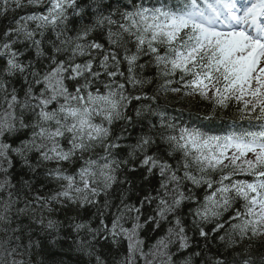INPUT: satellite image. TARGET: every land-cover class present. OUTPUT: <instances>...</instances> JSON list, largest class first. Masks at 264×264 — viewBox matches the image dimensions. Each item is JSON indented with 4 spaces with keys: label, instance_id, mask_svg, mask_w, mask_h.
Returning <instances> with one entry per match:
<instances>
[{
    "label": "snow or ice",
    "instance_id": "6c2138e0",
    "mask_svg": "<svg viewBox=\"0 0 264 264\" xmlns=\"http://www.w3.org/2000/svg\"><path fill=\"white\" fill-rule=\"evenodd\" d=\"M3 19L0 264L58 242L79 264H264V0H0ZM169 94L249 128L178 124Z\"/></svg>",
    "mask_w": 264,
    "mask_h": 264
},
{
    "label": "trees",
    "instance_id": "16d2710c",
    "mask_svg": "<svg viewBox=\"0 0 264 264\" xmlns=\"http://www.w3.org/2000/svg\"><path fill=\"white\" fill-rule=\"evenodd\" d=\"M32 11H39V9H24V10H17L15 13H10L9 18L11 16H20V15H26ZM0 23H7L6 19L0 20ZM150 74V73H149ZM148 91H151V88L146 89ZM166 101L162 98L161 103H165ZM167 103H168V113L169 115L176 117V122L178 124L182 123V119L190 118L193 120H196L200 123H203L205 126L215 127V131H224L225 129L229 127H234L235 124H248L247 121L241 120L239 118V113L233 104L231 107L227 109H219L217 108L213 112V106L212 103L208 100H201L199 96H190V97H183L182 94H169L167 97ZM135 106V102H134ZM205 117H209V119H205ZM155 119V118H153ZM141 129L139 127H136L135 129H130L131 136L128 140L125 141L126 144L134 143L137 136L140 134ZM121 155H125L126 152H121ZM137 182V192H140L142 195L144 192L150 189L153 185L156 183V179L153 178L151 181V184L148 182H143V188H140L141 183V177L139 174V171L131 177ZM202 195V192L200 193ZM137 199L136 194L133 193L131 196V201L135 202ZM94 210L88 209L83 213L84 219H91V214ZM60 219H63L64 216L61 213L59 216ZM98 222L93 221V226H96ZM107 254V253H106ZM48 260L50 264L54 261H59L63 259L64 264H79V261L77 259V255L74 252L68 251V244L58 242L55 247H53L48 252ZM37 259H40L37 257ZM111 264V260L109 262Z\"/></svg>",
    "mask_w": 264,
    "mask_h": 264
}]
</instances>
